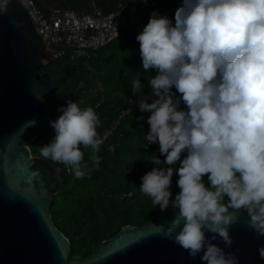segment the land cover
I'll use <instances>...</instances> for the list:
<instances>
[{"label":"clouds","instance_id":"obj_1","mask_svg":"<svg viewBox=\"0 0 264 264\" xmlns=\"http://www.w3.org/2000/svg\"><path fill=\"white\" fill-rule=\"evenodd\" d=\"M8 3L0 0V12ZM135 39L143 68L156 69L151 93L136 103L149 112L147 145L158 143L163 155L144 156L153 166L139 190L154 206L178 209L162 234L190 256L239 264L225 251L236 213L245 211L250 228L264 236V0H179L173 17L153 9ZM143 87L139 78L131 83L133 93ZM81 102L66 98L57 106L49 120L54 135L39 145L43 157L77 178L100 167L107 137L97 130L96 109ZM88 147L93 154L85 160ZM217 235L224 246L213 243ZM257 250L264 259V244Z\"/></svg>","mask_w":264,"mask_h":264},{"label":"water","instance_id":"obj_2","mask_svg":"<svg viewBox=\"0 0 264 264\" xmlns=\"http://www.w3.org/2000/svg\"><path fill=\"white\" fill-rule=\"evenodd\" d=\"M54 6L65 8V0H46L41 8L48 12ZM115 38L88 50H100ZM76 49L72 45L47 48L17 0H9L7 10L0 12V264H206L199 254L190 256L162 234L178 211L171 204L165 209L158 206L143 225H123L96 252L70 258L69 239L50 211L63 182V168L34 156L30 144L38 135L54 133L49 120L59 115L57 106L66 104V98L83 103L75 94L52 96L53 75L38 71L54 60V52ZM236 216L230 226L232 244L225 251L235 252L239 264H264L257 250L264 236L250 228L245 211ZM213 243L224 246L218 235Z\"/></svg>","mask_w":264,"mask_h":264},{"label":"trees","instance_id":"obj_3","mask_svg":"<svg viewBox=\"0 0 264 264\" xmlns=\"http://www.w3.org/2000/svg\"><path fill=\"white\" fill-rule=\"evenodd\" d=\"M35 1L40 6L46 2ZM130 1L65 0V5L82 12L89 10L87 5L91 2L93 7L107 13ZM160 3L158 11L161 14L169 11L168 16L173 17L179 0H160ZM146 22H139L134 27L136 32L118 36L100 50H86L80 55L67 51L45 68L54 77L52 96H80L82 108L91 105L99 114L98 132H107L98 152L102 157L99 168L77 178L65 165L56 163L63 168V182L52 199L50 211L55 225L69 239L70 258H84L96 252L100 243L115 235L123 225L145 224L158 207L139 190L141 176L153 166L144 156L155 152L163 159L158 143H146L144 133L149 129L146 120L149 112L141 113L136 103L139 96L151 93L148 78L156 74L154 68H143L139 41L135 39ZM136 78L144 87L141 92L133 93L131 83ZM151 98L149 95V102ZM180 107H185L183 102ZM122 111L127 113L120 117ZM47 142L48 137L38 135L30 144L32 154L45 158L39 145ZM92 154L91 147L86 148L84 159L89 160ZM204 178L207 184V174ZM176 179L174 171L170 186L173 195L179 190Z\"/></svg>","mask_w":264,"mask_h":264},{"label":"built area","instance_id":"obj_4","mask_svg":"<svg viewBox=\"0 0 264 264\" xmlns=\"http://www.w3.org/2000/svg\"><path fill=\"white\" fill-rule=\"evenodd\" d=\"M27 10L44 45H72L75 55L83 54L91 46H97L134 29L135 25L148 20L153 9L159 10L160 0H132L125 6L104 13L92 7L78 12L72 8L51 7L45 12L35 0H17ZM117 31V35H116ZM64 51L54 52V58ZM73 56V55H72ZM122 111L120 117L126 114Z\"/></svg>","mask_w":264,"mask_h":264},{"label":"flooded vegetation","instance_id":"obj_5","mask_svg":"<svg viewBox=\"0 0 264 264\" xmlns=\"http://www.w3.org/2000/svg\"><path fill=\"white\" fill-rule=\"evenodd\" d=\"M66 52H67V51H66ZM64 53H65V52H64ZM47 66H48V65H47ZM47 66H46V67H47ZM46 67L40 68L38 71H39V72H44V71H46V70H45ZM49 161H50V160H49ZM50 162H51L52 164L55 163L54 165H58V164H56L57 162H55V161H50ZM58 166H60V165H58ZM60 167H62V166H60ZM62 170H63V169H62Z\"/></svg>","mask_w":264,"mask_h":264},{"label":"crops","instance_id":"obj_6","mask_svg":"<svg viewBox=\"0 0 264 264\" xmlns=\"http://www.w3.org/2000/svg\"><path fill=\"white\" fill-rule=\"evenodd\" d=\"M87 7L89 8V10L93 7V5L91 4V2L88 3Z\"/></svg>","mask_w":264,"mask_h":264},{"label":"rangeland","instance_id":"obj_7","mask_svg":"<svg viewBox=\"0 0 264 264\" xmlns=\"http://www.w3.org/2000/svg\"><path fill=\"white\" fill-rule=\"evenodd\" d=\"M51 139V136L48 137V141Z\"/></svg>","mask_w":264,"mask_h":264}]
</instances>
